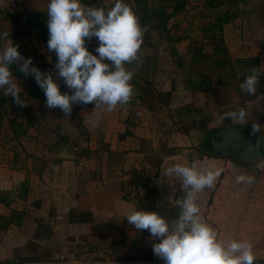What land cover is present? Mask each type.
<instances>
[{"label":"crops","instance_id":"1","mask_svg":"<svg viewBox=\"0 0 264 264\" xmlns=\"http://www.w3.org/2000/svg\"><path fill=\"white\" fill-rule=\"evenodd\" d=\"M22 1L25 7L37 11L47 10L49 3ZM81 2L107 11L115 0ZM203 3L204 0H187L168 23L174 50L185 61L191 40L207 41L210 37L206 27L214 24L215 18ZM0 4L21 7L17 0H0ZM236 8L239 16L221 26L224 46L231 57L254 58L257 65L234 66L233 74L222 75L209 91L185 86L183 68L171 57L170 46L162 39L160 48L140 49L137 63L126 65L134 73L133 96L127 105H117L111 112L106 105L94 109L93 104L78 103H73L70 115L58 107L49 109L45 96H27L26 84L13 75L22 95L35 105L25 107L32 122L24 134L15 135L6 119L1 123L0 169L17 176L12 186L26 177L27 192L23 199L0 202V216H9L13 210L23 214L18 225L10 222L5 229L0 220V259L34 241L59 258L88 256L100 259L96 261H133L149 256L163 261L153 254L150 233L137 231L126 217L133 209L154 211L171 227L182 211L177 201H183L191 190L183 185L180 175L166 174V169L180 164L202 175L220 170L211 187L194 193L198 216L225 245L232 240L251 244L254 264H264V0H239ZM0 25V41L9 38L13 45H25V53L30 56L35 46L37 54L44 58L38 67L41 72H50L62 93H72L55 65H46V49L37 36L14 37L11 22L0 19ZM5 32L7 37L3 36ZM206 51H210L209 46ZM149 60L152 65L156 60L154 69L147 63ZM253 68L261 76L256 94L249 95L240 85ZM0 93L4 94V90L0 89ZM241 108L247 112L242 125L260 145L261 158L242 163L204 152L201 146L208 130L241 124L230 118L219 119ZM90 120L97 121L95 127ZM253 123L260 125V132L252 133ZM63 142L72 143L74 158L61 155ZM82 154L85 165L78 162Z\"/></svg>","mask_w":264,"mask_h":264},{"label":"clouds","instance_id":"2","mask_svg":"<svg viewBox=\"0 0 264 264\" xmlns=\"http://www.w3.org/2000/svg\"><path fill=\"white\" fill-rule=\"evenodd\" d=\"M47 50L55 54V68L64 84L72 93H62L50 72H41L30 67L32 58L25 59L18 45L8 40L0 54V89L11 96L13 103L27 107L21 99V87L14 81L10 65L20 62L19 71L35 78L45 96L46 106L58 107L65 115L72 112L73 103L93 104L94 109L106 105L108 112L117 105H127L133 96V71L126 65L138 61V52L143 44L147 27L124 0H115L107 11L104 7H88L81 0H49L47 5ZM7 37L8 33H3ZM95 37L98 46L95 53L86 47V41ZM261 72L253 68L240 85L242 91L255 95ZM247 112L231 111L221 116L244 123ZM95 127L97 121L90 120ZM260 125L252 124V133L260 132ZM176 173L183 178V185L190 188L183 201L178 219L170 227L169 222L157 212L133 209L126 217L127 223L137 231L147 230L154 242L153 254L164 264H254L252 245L232 240L225 245L217 240L213 228L203 222L194 193L205 186L211 187L220 175V170L199 174L193 167L176 164L166 169V174ZM243 179V177H238ZM251 182V178H249Z\"/></svg>","mask_w":264,"mask_h":264},{"label":"trees","instance_id":"3","mask_svg":"<svg viewBox=\"0 0 264 264\" xmlns=\"http://www.w3.org/2000/svg\"><path fill=\"white\" fill-rule=\"evenodd\" d=\"M186 1L187 0H125V3H128L135 14L139 17L141 25L146 26L148 29L144 35L143 44L140 48L141 50L146 51L147 49H158V46L155 45L162 39L170 46L171 57H174L178 66L183 68L181 71L183 75V83L187 88L192 90H211L214 85L218 84L217 82H219L222 75L229 76L233 74L232 71L234 66L247 65L249 67L253 64L257 65V60L254 58L231 57L224 46V41L220 33L222 24L239 16V11L236 8V1L239 0H204L203 6L214 15L215 18L214 24H210L206 27V31L210 32V37H208L209 39L207 41L199 39L191 40L189 42V58L187 61H185V58L178 55L173 47V39L171 35H169L170 26L168 23L174 15L185 7ZM17 2L21 5L20 8H16L15 6L10 7L7 4L1 6L0 4V19L7 20L14 25V37L26 38L34 34L43 42L44 46L47 47V41L49 39L47 29V10H30L23 5L22 0H17ZM221 5L226 6V8H221ZM154 35H156L155 38ZM207 46L210 48L209 52L206 51ZM86 47L90 52H95L91 50V47L93 46H90L88 42H86ZM150 59H153V57ZM55 60V55H53L52 61L54 63ZM148 62L149 64L153 63L150 60L147 61V63ZM134 63L136 64L137 62ZM156 63L155 60L154 65L150 64L152 65V69L155 68L157 65ZM19 68L20 65L18 64L13 63L10 65V70L13 75L19 77L25 76L27 78L25 86L27 96L36 98L44 96V93L39 88L35 78L31 75L21 73ZM210 70L216 72L212 73ZM242 71L244 72V70ZM144 73L147 74L146 72L141 74ZM163 94L165 97L168 96L167 91L163 92ZM20 95L22 99V93H20ZM11 100V96H5L0 93V129L1 123L6 118L7 124L12 129L13 133L15 135H21L26 132L27 126L31 124V117L26 110L24 111L25 107L21 108L20 113L10 114L9 112L15 108L14 104L13 107H10L8 102L10 101L11 103ZM26 192L27 180L25 177L23 181L13 185L9 190L0 189V202L8 204L13 199H23L26 196ZM22 215L21 211L13 210L9 216H0V220L3 221L2 228L5 229L10 222L18 225ZM24 249H26V253L23 255H18L15 252L12 257L3 259L0 263L17 264L23 262L53 261L50 249L38 245L34 241H28L27 244L25 243ZM143 258L151 259L149 256ZM94 259L100 260L98 257H95Z\"/></svg>","mask_w":264,"mask_h":264},{"label":"water","instance_id":"4","mask_svg":"<svg viewBox=\"0 0 264 264\" xmlns=\"http://www.w3.org/2000/svg\"><path fill=\"white\" fill-rule=\"evenodd\" d=\"M61 146L63 157L74 158L72 143L63 142ZM201 149L211 155L236 160L242 163H254L261 158L260 145L253 140L242 124H225L214 126L208 130L206 142ZM17 264H164V261L134 260L119 262H64V261H40L23 262Z\"/></svg>","mask_w":264,"mask_h":264},{"label":"rangeland","instance_id":"5","mask_svg":"<svg viewBox=\"0 0 264 264\" xmlns=\"http://www.w3.org/2000/svg\"><path fill=\"white\" fill-rule=\"evenodd\" d=\"M124 2H125V0H124ZM170 31H171V29H170ZM174 31H176V29H174L173 32ZM155 37H156V35H154V38ZM8 40H10V39L8 38V39H3L2 41H0V42H2L1 43L2 53H3L4 48L7 45ZM86 42H88L90 44V46H93V47H91V50L92 51H95V48L98 46V41L97 40L94 41V38H91L90 40H87ZM17 45H18V51H19V53H20V55L22 57H24L25 59L31 57L32 58V64L31 65H34V67H37V68L38 67L39 68L41 67V64L44 62L43 61L44 58L40 57V55L37 54V51H35V48H34L35 46L32 48L34 51L28 50V52H31L32 51V56H30L29 54L26 55V53H25L26 52L25 51V45L24 46L22 44H17ZM33 45H35V44H33ZM155 46H158V48H160L161 41L157 42ZM45 49H46V51H45V59H48L46 65H49L50 67H53V65H55V63L52 61V56L54 54L48 52L46 46H45ZM40 60H41L42 63L40 62ZM21 63H22V61H20V62H14V64H18V65H20ZM210 71H212V73H215L216 72L214 70H210ZM14 76L17 78V81L18 82H21V84L22 83L23 84L24 83L25 84L27 83V78L25 76H23V77H19V76H16V75H14ZM23 92H24V90H23ZM22 99L27 102V106L35 105L33 103L34 101H30L29 98H26V97L23 96ZM8 103L10 104V107H13V104H14L13 103V100H11V103H10V101ZM14 105H15V108L12 111H10L9 113L10 114L20 113V110H21L22 107H19L16 104H14ZM24 111H25V109H24ZM5 119L3 120L4 123H6ZM81 156H84V155L82 154ZM84 158H85V156H84ZM85 162H86V158H85ZM24 246H25V244L23 246L16 247L14 249L13 253L16 252L18 255H23L24 253H26V249H24ZM13 253H12V255H13ZM12 255H10L7 258L12 257ZM7 258H3V259H7ZM3 259H0V261L3 260ZM52 260L53 261H64V262H119V261H116V260L111 259V258H108V259H106L104 261H96L95 259H91L88 256H82V257H79V256H74V257L73 256H63V257H60V258L59 257H52ZM134 260H155V259H145V258H143V259H134ZM123 261H125V259ZM156 261H159V260H156Z\"/></svg>","mask_w":264,"mask_h":264},{"label":"built area","instance_id":"6","mask_svg":"<svg viewBox=\"0 0 264 264\" xmlns=\"http://www.w3.org/2000/svg\"><path fill=\"white\" fill-rule=\"evenodd\" d=\"M78 162L80 165H85L86 162H85L84 156H80ZM17 180H18L17 176L14 173L9 174V173L4 172L2 169H0V189L1 190L11 189L12 184L16 182ZM20 180L23 181L24 178H21Z\"/></svg>","mask_w":264,"mask_h":264}]
</instances>
